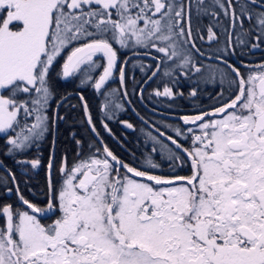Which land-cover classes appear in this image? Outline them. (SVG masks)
I'll list each match as a JSON object with an SVG mask.
<instances>
[{"label":"snow or ice","instance_id":"1","mask_svg":"<svg viewBox=\"0 0 264 264\" xmlns=\"http://www.w3.org/2000/svg\"><path fill=\"white\" fill-rule=\"evenodd\" d=\"M200 16L210 18L206 37L193 27ZM222 25L223 40L216 31ZM197 39L218 47L206 54ZM261 45L264 0H0V133L7 153L39 147L48 136L55 143L64 117L49 114L51 72L65 52L57 75L106 98L117 91L105 90L117 70L121 88L127 87L129 57L121 63L122 50L143 49L139 54L155 62L144 84L161 73L167 78L154 97H183L177 71L220 87L219 106L179 117L186 130L174 128V137L157 129L164 140L149 134L157 159L146 154L142 167L107 145L85 154L73 133L77 160L69 169L61 158L57 180L53 148L46 207L18 188L31 211L0 207V264H264V63L245 78L228 60L237 49L243 55ZM206 56L219 64L205 63ZM188 95L195 98L198 88ZM79 99L99 137L85 97ZM20 163L26 173L27 165L41 167L39 157ZM189 164L191 175L175 174ZM165 165L174 175L154 174ZM49 213L56 218L43 225L37 217Z\"/></svg>","mask_w":264,"mask_h":264},{"label":"trees","instance_id":"2","mask_svg":"<svg viewBox=\"0 0 264 264\" xmlns=\"http://www.w3.org/2000/svg\"><path fill=\"white\" fill-rule=\"evenodd\" d=\"M199 23L197 19L194 17L193 20V27L199 26L204 36L207 35V25L210 23V18L208 16H200L199 17ZM227 23L226 21L224 22ZM248 25L246 24V27ZM222 28V29H221ZM223 25L216 29L217 32L220 33L221 40L224 39L223 37ZM196 43L200 46L201 50L206 52L204 50L205 44L201 42L199 39L196 40ZM209 47H217L215 45H207ZM116 47V45H115ZM131 52H120V62L124 59L127 54ZM206 53H213V51H209ZM153 54V53H152ZM66 56V52L62 54L60 58H58L57 62H55V67L53 68L51 72V84L53 86V96L51 101L49 102L51 107L49 109V114L51 115L53 113L54 107L56 103L64 96L68 94H74V93H80L85 97V100L87 101L89 105V111L91 114V117L94 121L95 127L99 132V137L103 141L105 145L109 147L110 150L113 151V153H116V145L114 142L110 141L108 142V139H111L110 133L113 135H116L120 138L122 137L121 129L119 125L117 124V120L115 119L118 115L116 110L112 107L107 110L108 115L112 116V119H108L106 114H103L100 111V106L103 102V99L101 100L100 96L101 94L96 93L94 89L88 86H80L79 80H76L73 78L64 79L61 76H58L57 73L60 72L62 64H63V57ZM136 58H131L127 64V98L132 104V97L136 95L138 85L141 82V79L139 76H134L135 78L131 77L132 69L131 65L135 61ZM140 62L145 63L146 60L139 58ZM99 73H97L98 75ZM135 82V83H134ZM112 88H115L117 91V95L119 97V100L121 101L123 105V115H128L129 111L126 110L125 102L121 99V93L119 89V84L117 82H114V84H111ZM108 86V85H107ZM131 86V88H128ZM110 87V88H111ZM107 88V89H110ZM106 89V90H107ZM106 102V100H105ZM132 106H135L132 104ZM135 108V107H134ZM60 116L64 117L63 120L59 121L57 124V131H56V139H55V154H56V168L58 173V168L60 166V160L63 157L67 158V167L70 169L73 163L76 161V152L78 151L75 140L72 139V134L74 133L77 139H80L83 144L84 152L87 154L88 152H95L96 147L98 144L94 140V138L89 133L86 124L84 122L83 118V112L82 107L79 101V98L71 95L67 97L65 101H63L58 111ZM104 122L107 124L108 129H110V132L104 129L102 127L101 123ZM15 133H12L14 135ZM52 136L46 137L44 141H41L39 143V147H36L33 145L32 147H29L25 151L20 152H13V153H7V147L6 146V136L0 135V161L2 162L3 166L12 173L16 178V188L19 189V192L24 196L25 199L29 200L30 202L40 206L44 207L47 204L48 199V192H47V161L51 153L52 148ZM129 143V142H128ZM99 147V146H98ZM133 148V147H132ZM39 157L41 159V167L38 168L37 171H33L30 166L27 165L28 172L21 171V167L18 165V161L20 160H27L30 161L32 159H35ZM137 163V162H136ZM133 165L136 167H142V164H136ZM25 167V166H24ZM8 177L7 179L5 177ZM11 189V191H9ZM4 205H11L13 208H19L22 210H25L21 206L16 204V196L14 193V185L11 180V178L7 175L5 171H3L0 168V207H3ZM43 224L49 222V220H42Z\"/></svg>","mask_w":264,"mask_h":264},{"label":"flooded vegetation","instance_id":"3","mask_svg":"<svg viewBox=\"0 0 264 264\" xmlns=\"http://www.w3.org/2000/svg\"><path fill=\"white\" fill-rule=\"evenodd\" d=\"M251 42H255V41H251ZM251 42L249 43L248 46L249 48H251ZM203 43L205 44L204 50L206 52L209 51L214 52L215 49L218 47V45L212 43L211 45H215L217 47L208 48L207 45L210 44L207 41H204ZM138 52H143V51H138ZM152 53L153 55H157L154 52ZM124 59L121 61V63L124 61ZM145 60H146L145 63L147 64V68L148 66H152L154 68L155 62L153 60L151 59H145ZM228 60L230 63L234 64V66L238 67L240 71L243 73V76L247 78L250 73L259 71V69H257L255 66L264 63V45H261V47L257 49H251L250 51L245 50L243 55L240 54V49H237L235 54H231L228 56ZM205 63L219 64V61L209 60L207 59L206 56ZM150 74H151L150 71H146L145 74L142 75L138 70L133 71V73L131 74L132 76H139L140 78L143 77L138 85L136 95L132 97V104L135 106H132V104H130L131 102L128 100L129 104L128 106L125 104V106H126V110L129 111V114L123 115L122 114L123 110L119 113L117 112L118 116L115 119L117 120V124L119 125L122 131L121 132L122 137L120 136L119 138L116 135L110 133L111 139H108L109 143H111L110 141H112L116 145L117 151L116 153H114L115 155H117L119 158L123 159L125 162L128 163L134 164L137 162L136 163L137 165L142 164L144 159L143 158L144 152L147 154L152 153L153 142L149 139V134L156 136L158 139L164 140V138L159 137V133L157 131V129H159L160 131H164L166 134L175 137V133L173 131L174 128L181 127L182 129L186 130V128L188 127L183 125V121L179 119L180 116L195 115L198 114L199 112L210 110L214 106H219L216 104V94L218 91H220V87L217 81L213 83L201 82L197 84L195 80H190L187 79L186 77H182L177 72L174 74V77L178 83L177 90L182 91L184 95L183 97H178L175 100H171L169 98H165V97L157 98L151 95L153 90L156 88L162 90L163 83L167 82V79L160 78L161 74L158 75L153 80H151L143 88V90L141 89L140 85L143 84L144 80L147 79V76ZM117 75H118V70L116 71L114 78L109 82H107L108 86H106V89L112 86L110 85V83L111 84H114V82L118 83ZM128 88H131V86H129ZM193 88H198V95L195 98H191L188 95ZM100 98L101 100L103 99V101H105L106 99H110V97L106 98L103 95H101ZM102 108L103 106L101 105L100 111L103 113ZM124 121L131 123L133 125V128L129 129L125 127V124L123 123ZM145 121H147V123H145ZM104 124H105L104 122L101 123L102 127H104ZM165 125H168L169 127H165ZM165 142L169 143L168 141ZM169 146L174 147L171 146L170 143ZM184 146L188 147L189 144L185 143ZM77 152H76V160H77ZM152 156L153 159H157L156 153H152ZM154 174L166 175V176L174 175V173L169 171L167 165H165L161 169L154 170ZM175 174H179L182 176L191 175L190 164L183 168L177 169ZM55 218L56 216L53 215L52 217H49L45 220L47 221L49 220V223H51L53 220H55Z\"/></svg>","mask_w":264,"mask_h":264},{"label":"water","instance_id":"4","mask_svg":"<svg viewBox=\"0 0 264 264\" xmlns=\"http://www.w3.org/2000/svg\"><path fill=\"white\" fill-rule=\"evenodd\" d=\"M139 53H142V52H137L136 55H133L132 53H130V54H128L127 56L129 57V59L132 58V57H141V58H145V59H151V56H144V55L139 54ZM151 60H152V59H151ZM212 61H216V60H212ZM150 75H151V74H150ZM64 79H68V78H64ZM117 81H118V84H119V89H120V93H121L122 100H123V101L125 102V104L128 106V104H129V102H128V98H126V99L124 98L125 88H121V86H120V82H119V73H118V75H117ZM149 82H150V81H148V83H149ZM148 83H147V84H148ZM147 84H144V83H143V84H142L143 88H144ZM71 95H74V96H76V97L79 98L80 93L68 94V95L62 97V98L56 103L53 112H57V111H58V108H59V106H60V104H61L63 101L66 100V99H64V98H65V97L67 98V97H69V96H71ZM79 101H80V99H79ZM80 104H81L82 112H83V104H82L81 101H80ZM83 118H84V122H85V124H86V127H87L89 133H90L91 136L94 138V140H96V142H97L98 145L101 147V149H103V147H104L105 145H104V144H100V143H99V141L101 140L100 137H97L96 134L93 133V132L91 131L90 126L87 124V118L84 116V113H83ZM54 139H56V133H55V137H54ZM52 141H53V138H52ZM169 143H170V142H169ZM53 148H55V143L53 144V142H52V148H51V153H50V155L52 154ZM0 168H1L3 171H5V172L7 173V175L10 173V172H9V171L3 166V164H2L1 161H0ZM46 168H47V167H46ZM47 175H48V174H46V176H47ZM8 176H9V175H8ZM9 177L11 178V176H9ZM13 185H14V193H15V196H16V203H17L19 206H21L22 208H24V209H26V210H28V211L30 212L31 210H30V209H27V208H26V205H23V204L21 203V201L19 200V198H18V196H17V188H16L15 183H13ZM46 185H47V192H48V183H46ZM52 216H53V215L50 214V213L47 214V215L39 214V215H38V218H40V219H45V218H49V217H52Z\"/></svg>","mask_w":264,"mask_h":264},{"label":"rangeland","instance_id":"5","mask_svg":"<svg viewBox=\"0 0 264 264\" xmlns=\"http://www.w3.org/2000/svg\"><path fill=\"white\" fill-rule=\"evenodd\" d=\"M222 29V28H221ZM223 30H224V28H223ZM116 47L118 48L119 46L118 45H116ZM138 51H143V49H140V50H138ZM152 52H154L155 53V51L154 50H151ZM121 52H128L127 50H122ZM67 54V53H66ZM156 54V53H155ZM157 55H159V54H157ZM211 63V62H210ZM209 63V64H210ZM138 65H143V66H145V68H146V71H147V64L145 63H143V62H140V60H139V58H136L135 59V61L132 63V65H131V69H132V73H133V71H139L140 72V70H139V67H138ZM178 72V71H177ZM177 72H175V73H177ZM142 75L143 74H145V72L144 73H142V72H140ZM174 73V74H175ZM131 77H133L132 75H131ZM160 78H163V79H167V78H164L163 77V75H162V73H161V76H160ZM79 82V81H78ZM217 83H218V81H217ZM113 87V86H112ZM110 88V89H115V88ZM108 90V89H107ZM110 100H111V103H109L108 104V106H107V108L105 109V110H107L108 111V109L109 108H111L112 107V109L114 108L115 110H116V112H121L122 110H123V105H122V103H121V101L119 100V97H118V95H117V93L115 92V93H111L110 94ZM51 101V100H50ZM105 101H103L102 102V106L104 107V105H105ZM116 103H119V104H121V108L120 109H116L115 108V104ZM105 110H103V114H105ZM0 135H5V134H3V133H0ZM33 146V145H32ZM32 146H30V147H32ZM22 151H25V150H22ZM21 151V152H22ZM18 152H20V151H18ZM147 153H143V158H144V156L146 155ZM20 161H27V160H20ZM20 161H18V165H19V167H21L20 169H21V171H24L25 172V167H24V165H22L21 163H20ZM143 165V164H142ZM28 166H30V165H28ZM59 169V168H58ZM38 169H36V170H33V171H37ZM28 172V171H27ZM55 178L57 179V180H59L60 179V174H59V171H58V173H56L55 174ZM44 207H46V205L44 206ZM26 210V209H25ZM38 218V217H37ZM39 219V218H38ZM40 220V219H39ZM41 221V223L43 224V222H42V220H40ZM54 221V220H53ZM52 221V222H53ZM51 222V223H52ZM48 224H50L49 222H47L46 224L44 223L43 225H48Z\"/></svg>","mask_w":264,"mask_h":264}]
</instances>
